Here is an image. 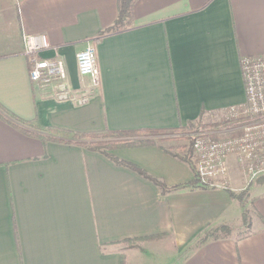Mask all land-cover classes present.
<instances>
[{"label":"crops","instance_id":"obj_1","mask_svg":"<svg viewBox=\"0 0 264 264\" xmlns=\"http://www.w3.org/2000/svg\"><path fill=\"white\" fill-rule=\"evenodd\" d=\"M116 17L117 0H0V108L43 128L88 133L176 128L202 109L206 117L245 104L240 61L264 56V0H137L132 27L97 40ZM35 35L48 40L41 57L63 60L69 99L57 98L55 82L30 80L24 38ZM88 43L101 77L92 92L76 67ZM110 154L167 187L194 179L157 145ZM238 168L229 159L236 187L247 181ZM228 190L163 195L99 153L43 144L0 118V264H120L121 253L128 264H172L175 255L180 264H264V194L248 199L251 235L189 249L211 225L241 215ZM155 235L165 238L120 244Z\"/></svg>","mask_w":264,"mask_h":264},{"label":"built area","instance_id":"obj_2","mask_svg":"<svg viewBox=\"0 0 264 264\" xmlns=\"http://www.w3.org/2000/svg\"><path fill=\"white\" fill-rule=\"evenodd\" d=\"M24 48L29 57L30 80L43 85L55 82L57 98L69 99L70 88L65 82L67 70L63 60L57 56H40L41 52L49 48L46 35L26 36ZM76 67L78 75L88 79L91 92L100 86V71L92 43L77 53ZM240 68L245 104L240 108L232 107L226 113L230 121L241 118L253 120L234 128V132L240 130V134L218 139L212 138V133H201L192 143V156L200 183L210 187H217L214 185L217 179H225L231 158L247 180L254 181L264 176V56L244 57L240 61ZM87 100L84 97L78 103L83 104Z\"/></svg>","mask_w":264,"mask_h":264},{"label":"trees","instance_id":"obj_3","mask_svg":"<svg viewBox=\"0 0 264 264\" xmlns=\"http://www.w3.org/2000/svg\"><path fill=\"white\" fill-rule=\"evenodd\" d=\"M136 1L137 0H117L116 20L111 26L105 28L97 35V40H101L106 36L113 35L131 28L133 25V6ZM204 114L205 112L202 109L197 120L188 121L184 125H179L176 128L170 129H140L135 131L104 130L100 132L75 133L60 128H43L40 127L36 123V121H22L5 109L0 108V118L23 134L29 137H34L41 141L43 144H45L46 142L66 143L68 145L78 146L83 149L99 153L108 158L115 165L129 168L138 173L143 178L150 180L155 184L160 193L163 195L179 190L192 191L196 189L212 188L209 185L200 183V179L196 171V165L193 156H191V146L194 139L196 137H199L202 132H209L211 130L217 129L216 124L214 125L204 123L206 115ZM252 120V118H241L234 122H225L224 124H222L225 128V135L222 137H229L240 134L241 131L239 130L234 132V128L239 125L247 124ZM216 133V131H213L211 137L220 138L216 135ZM156 145L168 154L177 157L181 161L185 162L193 172L194 179L182 185L167 187L163 182L148 176L140 168L134 166L131 163L119 161L110 154L111 151L122 148L147 147ZM186 146L190 147V151L189 149L186 150ZM174 151H177L178 153H175ZM258 181H260L258 183H264V177L260 178ZM228 193L231 199L239 203L243 208L241 213V225L246 232L242 231L240 234L235 236L234 228L231 225L225 223L214 224L204 230L197 237L193 245L189 247V249L196 250L202 245L212 241L226 240L230 238L240 240L253 233L249 230V228L251 227V217L248 214L254 211L251 205L250 207L246 208L247 202L245 203V201L247 199L245 200V198L247 196V193H244L243 190L238 193H234L228 190ZM162 238H165V235L126 239L121 241L120 244L128 246L135 242H157ZM120 264H128L127 256L123 253H121L120 255Z\"/></svg>","mask_w":264,"mask_h":264},{"label":"rangeland","instance_id":"obj_4","mask_svg":"<svg viewBox=\"0 0 264 264\" xmlns=\"http://www.w3.org/2000/svg\"><path fill=\"white\" fill-rule=\"evenodd\" d=\"M228 114L227 113H224V114H215V115H208V116H206L205 117V119H204V123L205 124H216L217 125V129L216 130H211V131H209V132H202V133H213V131H216L217 133H216V135L217 136H219L220 138H225V137H222V136H224L225 135V128H224V125H222V124H224L225 122H234V121H230L231 119L230 118H228ZM212 136V135H211ZM219 139V138H218ZM184 144V143H183ZM185 145H186V143H185ZM187 149H189V151H190V147L189 146H186V150ZM191 151H192V146H191ZM191 156H192V153H191ZM234 168H235V165H234ZM239 169V168H238ZM240 170V169H239ZM235 174H236V172H237V176L239 177L240 175H239V172L236 170V168H235ZM262 177H264V176H261V177H259V178H257V179H255L254 181H249V180H247V181H240V183H239V185H240V187H236V185L235 184H230V181H229V178H228V173H227V175H226V177H225V179L223 180V178H219V179H217L216 181V183L217 184H214V185H216L217 187L219 186V187H221V186H223V187H225V188H228V189H230L231 190V188L233 187L234 188V190H235V193H238V192H240L241 190H243V192L244 193H247V196H246V198H245V203L247 202V204H246V208H248V206H250V200H249V203H248V199L251 197V196H255V195H257V194H264V183H258V182H260V181H258L260 178H262ZM240 180V179H239ZM213 182V181H212ZM236 183H238V182H236ZM219 184V185H218ZM235 188H238V189H235ZM244 203V204H245ZM238 205L240 206V204L238 203ZM241 207V206H240ZM242 208V207H241ZM250 209V208H249ZM242 210H243V208H242ZM250 217H251V215H252V213L250 212V214H248ZM231 226L234 228V235L236 236V235H238V234H240L242 231H244V232H246L245 231V229H243V227H242V225H241V215H239L238 216V218L237 219H234L232 222H231ZM249 230L251 231V227L249 228ZM151 246H139L138 245V249H139V251L141 252V253H143V254H146V255H154L155 253H156V250H154V249H151V248H153V247H151ZM169 247V246H168ZM170 248H172V247H170ZM175 251H176V249H175V247L173 248V250L171 251L172 252V255L174 256L175 255ZM140 252H138V251H135V253H137L138 255H140ZM186 253V252H185ZM184 254V253H183ZM140 257H142V255H140ZM177 257L178 256H176L175 255V261L172 263V264H180V261L177 259ZM136 264H149V262H144V259H143V257H142V260H140V261H137L136 262ZM155 264V263H154ZM159 264H161V263H159Z\"/></svg>","mask_w":264,"mask_h":264}]
</instances>
